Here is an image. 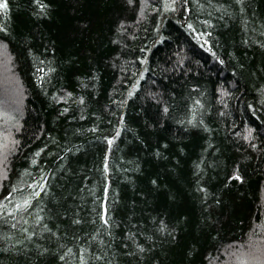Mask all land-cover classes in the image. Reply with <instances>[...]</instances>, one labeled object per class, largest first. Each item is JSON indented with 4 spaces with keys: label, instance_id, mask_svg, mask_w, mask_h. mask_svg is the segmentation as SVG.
Here are the masks:
<instances>
[{
    "label": "trees",
    "instance_id": "1",
    "mask_svg": "<svg viewBox=\"0 0 264 264\" xmlns=\"http://www.w3.org/2000/svg\"><path fill=\"white\" fill-rule=\"evenodd\" d=\"M0 4V264H264V0Z\"/></svg>",
    "mask_w": 264,
    "mask_h": 264
},
{
    "label": "snow or ice",
    "instance_id": "2",
    "mask_svg": "<svg viewBox=\"0 0 264 264\" xmlns=\"http://www.w3.org/2000/svg\"><path fill=\"white\" fill-rule=\"evenodd\" d=\"M6 4H0V8H6ZM109 143H111V141H109ZM237 179H239V177H237Z\"/></svg>",
    "mask_w": 264,
    "mask_h": 264
}]
</instances>
